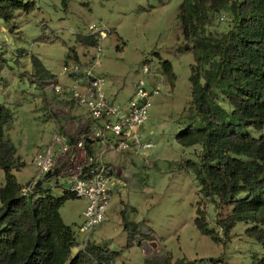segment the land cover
<instances>
[{
	"label": "rangeland",
	"instance_id": "374dc122",
	"mask_svg": "<svg viewBox=\"0 0 264 264\" xmlns=\"http://www.w3.org/2000/svg\"><path fill=\"white\" fill-rule=\"evenodd\" d=\"M23 1L26 4L16 11L12 30L0 16V102L13 111L6 135L23 161L14 172L25 186L37 174L34 158L50 141L57 125L55 118L64 119L59 123L62 131L69 122L76 129L79 121L66 120L74 105L67 111L65 105L71 101L59 99L54 88L34 75L33 54L64 82L69 79L62 74L63 65L86 59L93 51V45L79 41L78 35L96 28L109 29L101 38L98 71L107 78L108 97L119 105H125L134 95L140 66L146 59L155 67L170 60L175 73L174 83L170 75L163 74L142 126L144 139L152 140L153 145L143 157L129 161L134 170L124 176L125 180L116 183L117 176L112 178V201L106 219L91 233H85L79 231V225L88 199L70 195L61 205L64 222L79 233L73 254L88 240L117 251L114 264H175L178 260L192 264H261L264 244L247 230L254 223L238 220L226 235L218 220L225 218L232 206H220L217 197L206 196L195 169L187 163L189 158L199 159L201 143L183 145L176 137L188 122L195 62L192 39L185 36L178 15L183 0H71L67 8L63 0ZM229 18L227 11L217 12L209 29L227 30ZM219 100L230 109L223 93ZM241 129L257 137L264 134V127ZM4 182V169L0 167V186ZM48 188L56 196L64 195L66 176L53 171L42 179L41 189ZM199 207L206 211L212 233L199 229Z\"/></svg>",
	"mask_w": 264,
	"mask_h": 264
},
{
	"label": "trees",
	"instance_id": "16d2710c",
	"mask_svg": "<svg viewBox=\"0 0 264 264\" xmlns=\"http://www.w3.org/2000/svg\"><path fill=\"white\" fill-rule=\"evenodd\" d=\"M70 1L63 0L66 8ZM25 4L0 0V16L9 30L16 11ZM222 11L230 15L229 28L209 29L215 14ZM178 15L185 36L192 39L195 62L188 122L176 137L183 145L201 143L199 159L189 158L187 163L195 169L206 196L217 197L220 206H232L218 220L226 235L236 221H252L249 234L264 244V134L257 137L241 129L264 127V0H183ZM78 40L93 45L97 37L81 33ZM31 58L33 73L41 82L54 76L38 55ZM160 67L174 83L171 61H162ZM220 93L230 109L219 100ZM12 118V109L0 102V167L5 173L0 186V264H114L117 251L88 240L73 254L78 234L60 213L64 200L73 194L65 191L56 196L41 185L32 193L22 192L24 185L14 168L23 161L6 135ZM86 147L93 153L89 140ZM242 191L246 193L240 195ZM197 212L199 229L212 233L206 211L199 207ZM260 262L264 264V256Z\"/></svg>",
	"mask_w": 264,
	"mask_h": 264
},
{
	"label": "built area",
	"instance_id": "2783aa9c",
	"mask_svg": "<svg viewBox=\"0 0 264 264\" xmlns=\"http://www.w3.org/2000/svg\"><path fill=\"white\" fill-rule=\"evenodd\" d=\"M108 31L96 28L88 33L97 37L93 51L86 59L70 60L63 65L62 74L69 80L60 82L54 75L45 81L46 86L68 94L71 103L65 105L67 111L72 104L86 107L92 122L82 120L76 129L72 125L65 131L58 124L50 141L34 158L36 176L22 188L24 194L34 192L37 181L47 177L49 171H59L66 176L67 191L88 199L79 225V231L85 233H91L106 219L112 201L111 181L115 167L107 162L106 153L128 151L143 157L145 150L153 145L152 140L144 139L142 126L149 117L153 96L159 92L165 74L162 67H155L146 59L140 66L141 77L135 83L134 95L125 105L112 101L106 90L107 78L98 71L101 38L108 35ZM87 140L97 144L93 153L86 147Z\"/></svg>",
	"mask_w": 264,
	"mask_h": 264
},
{
	"label": "crops",
	"instance_id": "0c3cea01",
	"mask_svg": "<svg viewBox=\"0 0 264 264\" xmlns=\"http://www.w3.org/2000/svg\"><path fill=\"white\" fill-rule=\"evenodd\" d=\"M56 92L59 94V99L64 100V101L65 100L67 101V99L69 100V96L64 95L60 91H56ZM78 109H83V111H80ZM84 117L88 118L89 122L86 121V123H91L92 122V118H91L88 110L86 109V107L74 105V107L71 108L70 117H67L66 120H68V121H70V120H73V121L79 120L78 123H80L82 120L85 121ZM55 119H56V124L57 125L60 122L61 123L64 122V119H62V118H60V119L59 118H55ZM69 124L72 126V123L69 122L66 125V129H69L71 127V126L69 127ZM67 127H69V128H67ZM96 146H97V144H95L93 142L90 143V147L92 149L93 148L95 149ZM134 157H135V155H133L132 152H128V151L123 152V151L110 150V151H108L106 153L105 158H106L107 162L113 164L114 167H115L113 177L117 176L116 180H115L116 183L122 182L123 180H125L124 176L127 177L128 174H130L134 170L129 165V163H130L129 161H133ZM21 166H19V167H21ZM19 167H17V169H19ZM16 177H17V175H16ZM17 180H18V178H17ZM18 182H19V180H18Z\"/></svg>",
	"mask_w": 264,
	"mask_h": 264
},
{
	"label": "water",
	"instance_id": "95a60500",
	"mask_svg": "<svg viewBox=\"0 0 264 264\" xmlns=\"http://www.w3.org/2000/svg\"><path fill=\"white\" fill-rule=\"evenodd\" d=\"M49 174H50V171L47 173V175H49ZM41 184H42V179H39V180L37 181L36 185L39 186V185H41Z\"/></svg>",
	"mask_w": 264,
	"mask_h": 264
}]
</instances>
